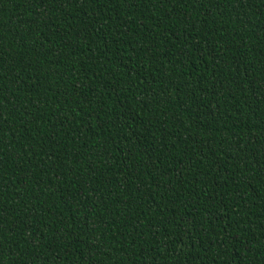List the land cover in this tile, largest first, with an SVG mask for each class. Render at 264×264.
I'll return each instance as SVG.
<instances>
[{
  "label": "trees",
  "instance_id": "16d2710c",
  "mask_svg": "<svg viewBox=\"0 0 264 264\" xmlns=\"http://www.w3.org/2000/svg\"><path fill=\"white\" fill-rule=\"evenodd\" d=\"M0 264H264V0H0Z\"/></svg>",
  "mask_w": 264,
  "mask_h": 264
}]
</instances>
